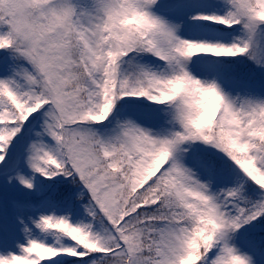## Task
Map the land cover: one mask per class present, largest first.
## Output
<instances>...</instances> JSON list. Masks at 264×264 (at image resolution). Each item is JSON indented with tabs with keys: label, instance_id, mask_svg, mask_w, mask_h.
Wrapping results in <instances>:
<instances>
[{
	"label": "snow or ice",
	"instance_id": "1",
	"mask_svg": "<svg viewBox=\"0 0 264 264\" xmlns=\"http://www.w3.org/2000/svg\"><path fill=\"white\" fill-rule=\"evenodd\" d=\"M0 264H264V0H0Z\"/></svg>",
	"mask_w": 264,
	"mask_h": 264
},
{
	"label": "trees",
	"instance_id": "2",
	"mask_svg": "<svg viewBox=\"0 0 264 264\" xmlns=\"http://www.w3.org/2000/svg\"><path fill=\"white\" fill-rule=\"evenodd\" d=\"M240 72H242V73H246L247 71H248V69L247 68H244V67H242L240 70H239Z\"/></svg>",
	"mask_w": 264,
	"mask_h": 264
}]
</instances>
